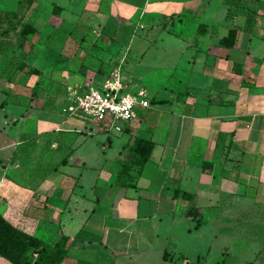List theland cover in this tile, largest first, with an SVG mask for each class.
I'll return each instance as SVG.
<instances>
[{
    "label": "crops",
    "instance_id": "1",
    "mask_svg": "<svg viewBox=\"0 0 264 264\" xmlns=\"http://www.w3.org/2000/svg\"><path fill=\"white\" fill-rule=\"evenodd\" d=\"M0 41V214L71 238L61 264L218 263L212 240L197 250L203 216L213 239L223 217L264 209V0H0ZM115 67L149 107L59 129L68 92ZM136 137L150 157L117 183Z\"/></svg>",
    "mask_w": 264,
    "mask_h": 264
},
{
    "label": "trees",
    "instance_id": "2",
    "mask_svg": "<svg viewBox=\"0 0 264 264\" xmlns=\"http://www.w3.org/2000/svg\"><path fill=\"white\" fill-rule=\"evenodd\" d=\"M12 15L17 16V13L8 12L5 16L11 17ZM35 32L36 29L31 25L21 24L18 32L22 40L21 44L28 39L29 34ZM235 33L236 29H229L221 44L227 47L233 45ZM24 66V64H20L19 68L22 69ZM152 149L153 143L151 141L136 137L127 146L128 151L125 159L119 160V170L115 182L122 183L124 178L130 177L132 169L140 172L148 161ZM123 185L126 184L123 183ZM198 224L199 221H197ZM71 241L68 236L61 235L54 243L49 244L15 227L0 214V257L10 264H61L67 256Z\"/></svg>",
    "mask_w": 264,
    "mask_h": 264
},
{
    "label": "rangeland",
    "instance_id": "3",
    "mask_svg": "<svg viewBox=\"0 0 264 264\" xmlns=\"http://www.w3.org/2000/svg\"><path fill=\"white\" fill-rule=\"evenodd\" d=\"M1 98L0 94V101L2 100ZM64 101L65 99H63V103L59 107H55L56 109H54L60 115ZM63 114L59 117L60 122L63 121L59 129L67 130L70 127L76 130H96V124L89 118L81 115L68 116ZM88 124L94 125L93 128L90 129V125ZM82 137L83 135L81 134L73 145L78 144ZM97 137V134L94 133L93 138L85 142L84 146H91L94 143L93 140ZM203 217L206 218V224L201 230V241L204 242L205 247L198 248L197 250L205 253L208 247L207 239L212 240L211 243L208 242L209 245L211 244V255L218 263L214 261L211 264H249L245 260H254L253 264H264V209L250 210L244 216L223 217V220L214 229L210 228L211 231L216 230L217 232V237L213 239H211L210 231L207 230V215ZM193 249L188 248V251L192 253L196 250Z\"/></svg>",
    "mask_w": 264,
    "mask_h": 264
},
{
    "label": "built area",
    "instance_id": "4",
    "mask_svg": "<svg viewBox=\"0 0 264 264\" xmlns=\"http://www.w3.org/2000/svg\"><path fill=\"white\" fill-rule=\"evenodd\" d=\"M147 90H131L115 67L100 84H85L72 89L65 97L62 112L68 116H83L98 126L110 128L119 121H130L137 108L149 107Z\"/></svg>",
    "mask_w": 264,
    "mask_h": 264
}]
</instances>
